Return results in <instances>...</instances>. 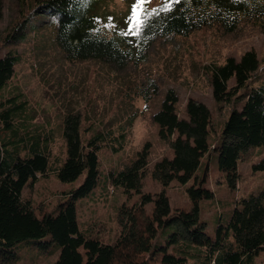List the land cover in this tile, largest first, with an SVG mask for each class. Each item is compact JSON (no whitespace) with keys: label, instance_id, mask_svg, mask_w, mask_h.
I'll return each instance as SVG.
<instances>
[{"label":"trees","instance_id":"16d2710c","mask_svg":"<svg viewBox=\"0 0 264 264\" xmlns=\"http://www.w3.org/2000/svg\"><path fill=\"white\" fill-rule=\"evenodd\" d=\"M18 1L17 17L2 45L18 38L32 16L43 15L51 19L54 41L67 61L98 59L116 70L142 60L157 38L188 36L212 27L232 33L245 22L264 23V0H162L140 11L145 23L139 35L129 31L119 35L117 26L108 25L97 11L98 0ZM2 11L0 0V20ZM17 60L11 48L0 55V91L9 83ZM258 68L252 50L239 60L228 57L220 65L204 67L212 99L230 107L212 141V115L206 105L190 98L186 111L191 123L183 121L175 111L177 97L168 91L153 118L172 157L160 159L150 170L161 186L154 196L141 194L148 174L147 149L123 168L108 171L100 186L98 152L115 140L109 131L82 143L78 114H66L62 123L66 154L53 163L49 134L29 130L21 122L25 102L0 96V264H186L188 259L200 264H256V257L264 254V191L236 199L226 221L218 219L213 236L200 219V203L214 197L205 187L209 154H216L228 189L235 190L238 162L249 149L264 146V84H253ZM252 169L264 173V157ZM51 173L70 187L53 208L45 209L24 197L23 190ZM81 176L80 184L72 187ZM190 181L188 209L172 210L165 189ZM98 187L104 193L120 188L127 197L140 196L138 203L124 202L116 208L118 232L111 241L92 228L81 229L77 218L79 203L94 196ZM148 204L150 212L145 211ZM161 231L163 244L157 241Z\"/></svg>","mask_w":264,"mask_h":264},{"label":"rangeland","instance_id":"374dc122","mask_svg":"<svg viewBox=\"0 0 264 264\" xmlns=\"http://www.w3.org/2000/svg\"><path fill=\"white\" fill-rule=\"evenodd\" d=\"M161 1L148 0L140 11ZM136 2L98 0L97 11L105 15L108 25L117 26L119 35H125L132 6ZM2 3L0 55L11 48L17 52L18 60L0 96H14L25 102L21 122L29 130L38 129L49 134L53 163L66 154L62 132L66 114H78L82 143L97 133L109 131L115 140L98 152L100 186H103L108 171L123 168L134 161L139 152L147 149L148 174L143 180L141 194L154 196L161 190L149 173L157 161L171 158L172 150L159 137V127L153 117L169 90L174 91L177 97L175 111L179 119L191 123L186 105L192 98L206 105L211 112L209 141L221 131L230 107L220 106L212 99L204 69L207 64L220 65L228 57L239 60L243 53L252 50L259 60L253 84H264V23L245 22L232 33L212 27L188 36L157 38L142 60L116 70L98 59L67 61L54 41L51 19L43 15L32 16L18 38L2 45L5 33L17 17L20 2L2 0ZM229 85L232 86L233 82L230 81ZM112 147L118 149L113 150ZM263 157L264 146L251 148L245 153L244 159L238 162L239 180L235 190L228 189L224 175L218 169L216 154L206 157L210 163L205 187L214 193V197L201 201L200 219L206 223L209 235H214L218 219L226 221L236 199L264 191V173L252 169V165ZM82 179V176L79 177L71 186L77 187ZM191 184L192 181L184 186L172 183L165 189L172 210L188 209L186 189ZM69 187L62 185L51 173L33 186L26 187L23 196L36 205L51 209ZM108 190L104 193L98 187L94 196L90 195L79 203L77 218L81 229L92 228L105 240L111 241L118 232L116 208L124 202L128 205L138 203L140 196L132 194L127 197L120 188ZM150 209L151 204L145 206V211L150 212ZM164 234L161 231L157 238L162 244L165 242ZM255 263L264 264V254H259ZM16 264L32 263L22 261ZM38 264L50 262L41 261ZM186 264L200 263L188 259Z\"/></svg>","mask_w":264,"mask_h":264},{"label":"snow or ice","instance_id":"6c2138e0","mask_svg":"<svg viewBox=\"0 0 264 264\" xmlns=\"http://www.w3.org/2000/svg\"><path fill=\"white\" fill-rule=\"evenodd\" d=\"M147 2L148 0H137L136 4L132 6L131 17H130L131 23L128 29V31L132 35H139L143 28L145 21L141 17L140 9L141 6Z\"/></svg>","mask_w":264,"mask_h":264}]
</instances>
